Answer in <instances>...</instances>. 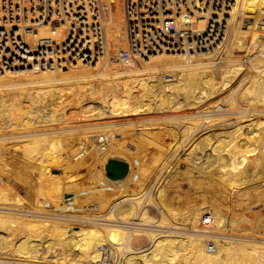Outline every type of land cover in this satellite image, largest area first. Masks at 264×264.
<instances>
[{
    "label": "bare ground",
    "instance_id": "6f19581e",
    "mask_svg": "<svg viewBox=\"0 0 264 264\" xmlns=\"http://www.w3.org/2000/svg\"><path fill=\"white\" fill-rule=\"evenodd\" d=\"M205 1V12L188 22L181 18L177 20L179 27L191 26L193 29L184 45H163L134 66L115 63L116 57L128 48L126 0H100L108 50L104 58L92 65L68 63L53 70L30 69L32 58L28 62L27 58L37 37L51 36L57 42L67 38V26L54 19L42 22L30 15L20 24L12 22L0 29V63L7 65V71L0 72V129L4 125L9 129L17 126L27 129L16 136L19 140L9 134L5 136L4 132L5 138L0 137V152L13 153L9 157L0 155V160H4L1 168L6 173L4 179H0V198L5 201L0 205L4 209H0V220L12 224L35 223L48 228L53 239L51 242L39 239L22 244L3 242L0 250L10 256L3 255L0 259L19 263L36 257L41 264H222L219 260L222 258H215L213 254L220 253L222 248L219 247L226 245L238 246L240 250L254 248L264 256V0H210L208 6ZM117 64L122 66L121 69H110ZM126 71L134 76L124 78ZM116 76L122 77L107 80ZM176 97H179L178 101H175ZM91 109L96 110L93 116L99 119L108 115L122 117L121 128L152 129L148 132L158 143L154 154L157 164L152 168V174L132 177V182L136 179L131 183L134 193H123L114 199L106 197L103 210L93 217L99 221L91 220L92 217L78 218L84 217L80 207L64 202L67 191L64 175L74 167L85 171L96 167L114 171L110 161L116 155L112 154L115 145L120 142L123 147L120 135L114 143L110 129L102 130L105 133H97L98 128L95 132L81 131L84 137L80 143L83 144L72 152L71 143L77 140H70L75 134L71 120L73 129L68 127L69 132L63 131L66 134L38 129L64 120L67 124V119L75 116L69 115L70 110L87 112L88 117ZM179 109H197L202 114L190 118L186 114L192 112L179 117L162 116L164 113L135 118L142 112ZM95 116L90 118L93 120ZM181 118H188V121ZM184 124L188 125L187 129ZM156 125L163 127L159 129ZM115 127L117 131L119 128ZM164 134L166 137L162 138ZM121 150L128 152L124 147ZM132 162L136 164L137 160ZM21 171L27 172V177ZM104 176L98 179L105 185L116 182L106 173ZM73 180L72 177L67 182ZM258 182L261 184L257 193L258 209L253 214L248 206L238 210L243 213L245 228L220 227L225 218L233 223L239 221L236 214L219 213L217 208L225 205L221 203L222 196H227L228 202L238 204L246 194L243 190ZM192 186L196 187L197 197L191 198L192 203L187 211H183L186 213H178L173 208L178 198L175 193L179 191L188 197ZM151 187L153 194L151 197L146 194L148 199L144 203L141 192L145 194ZM85 188V184L78 185L74 194L80 196ZM20 189L32 191L33 205H23L24 200L18 203ZM45 198L54 203L48 207L50 211L41 205ZM9 210L30 214L17 213V216ZM206 214L210 215L207 217ZM57 215L75 216L77 219L70 217L67 222L73 220L77 225L70 226L66 220L64 225L62 220L67 217L57 223V218L62 217ZM204 216L210 217L211 221L208 223ZM51 218L56 220L53 222ZM123 223L137 226H124ZM143 225H149V228ZM155 226L159 228L154 229ZM17 231L14 229L12 233L18 236ZM247 231L251 234L245 233ZM219 234L260 239L252 242L261 244H235L234 240L217 239L222 238ZM213 247L218 251L214 252ZM184 251L188 254L199 252L200 259H189L180 253ZM256 261L264 264V259Z\"/></svg>",
    "mask_w": 264,
    "mask_h": 264
},
{
    "label": "rangeland",
    "instance_id": "374dc122",
    "mask_svg": "<svg viewBox=\"0 0 264 264\" xmlns=\"http://www.w3.org/2000/svg\"><path fill=\"white\" fill-rule=\"evenodd\" d=\"M126 6V5H125ZM125 9H126V7H125ZM124 9V10H125ZM126 12V10L124 11V13ZM125 17H126V13H125ZM105 19V18H104ZM127 19V18H126ZM105 21V20H104ZM127 21V20H126ZM104 24H105V22H104ZM105 26V25H104ZM105 31H106V29H105ZM106 33V32H105ZM107 38V37H106ZM107 41V40H106ZM105 57V55L103 56V58ZM116 62H118V61H115V63ZM117 66V68H115ZM121 65H114V66H111V68L110 69H121ZM127 69V68H126ZM134 75L131 73V72H129V71H126L125 72V75H123V77L124 78H131V77H133ZM120 77H122V76H116V77H109L107 80H115V78H120ZM106 78V77H105ZM177 99V100H176ZM179 100V97H176L175 98V101H178ZM77 106V105H76ZM66 107V106H65ZM179 110H182V111H179ZM178 111L177 110H172V111H154V112H142L141 114H138L139 116H136L135 118H142L143 116H157V115H162V114H164V115H162V116H169V115H178L177 117H179L180 115L182 116V115H185V113H191V114H186L187 116H189V118L190 117H195V116H199V115H201L202 113L200 112V111H197V109L195 110V109H187V110H183V109H179ZM71 111V110H70ZM69 111V115L71 114H73V115H75L74 117H69L67 120V124L64 122V121H66V120H64V121H62V123L60 124L59 122H53V123H51L49 126L48 125H45V126H40L38 129H40L41 130V128H42V131H49V132H56L55 134H58V135H61L62 133L63 134H66L67 132H69L70 131V129L68 128V127H70L71 128V130L73 129V127H72V123H73V125L77 128V131H75L76 130V128L74 127V129L75 130H73V132H75V134L73 135L74 137L72 138V137H70L71 139L70 140H73V139H76L75 141L76 142H73V143H71V145H72V147H70V149H71V151L73 152V151H76V150H78V148H81V145L83 144H81L80 143V139H81V141H82V136H83V132H81V131H84L85 132V130H89V131H87L86 133H88V132H95V129H97V133H101V132H103V133H105L106 131H108L109 129V131L112 133V136L114 137L113 138V140H114V143H117L116 142V137L118 136V135H120V136H118L119 137V140L121 139L122 141V144H123V147H124V149L127 151L128 150V152H124V153H122V146H121V143L119 142L118 143V145H115L116 147H114V148H116V149H114V148H111L112 150L114 149V153H112V154H116V155H114L113 156V159H111V168L114 170V171H112V170H108L107 168H99V167H96V168H94L93 170H91V171H85L84 169H81L80 167H74V168H72V169H70V170H68L66 173H65V175H64V180L67 182V179L69 180V179H72V177H73V181H71V182H65V187H66V189H67V191H65V203H68L69 205L68 206H71V205H78L79 207H80V209H81V212H82V216H84V217H78V218H81V219H86L87 217H88V219L90 218V217H92V218H90L91 220H98L99 221V219H95L96 217V215L97 214H99V213H101V211L103 210V207L106 205L105 203H104V200H105V198L106 197H108V199H114V198H116L117 196H119L120 194H123V193H134V190H133V187L131 186L133 183H134V180H136L135 178H136V176L137 175H139V174H141L142 176H145V175H148V174H152V168L157 164V160H156V158H155V152H156V149H157V146H158V143H157V140H156V138L154 137V136H152L148 131H152V129H143V128H140V127H136V128H134L133 130L132 129H130V128H128L127 126H125V128L124 127H122L121 128V125L123 124L122 122L120 123V120L122 119V117H120V116H110L111 117V119H110V117H109V115L108 116H106V117H104V119L103 118H101V119H99V118H97L95 115V118H93V120H92V118H90V117H94L93 116V114H95V112L94 111H96V110H88V117H89V119H88V117H87V112H84V111H80V110H77L78 112H70ZM89 111H92L91 113H89ZM186 111V112H185ZM190 111V112H189ZM176 112V113H175ZM197 112V113H196ZM154 113V114H153ZM169 113V114H168ZM175 113V114H174ZM84 114V115H83ZM89 114H90V116H89ZM92 114V115H91ZM80 115V117H78ZM81 115H83V116H81ZM142 115V116H141ZM185 115V116H186ZM245 116L247 115H250V114H244ZM84 116H86L87 117V119L89 120H87V119H85L84 118ZM78 117V118H77ZM83 117V119H81ZM108 117V118H107ZM73 118V119H72ZM77 118V120H74V119H76ZM97 118V119H96ZM117 119V120H116ZM186 119V118H185ZM184 118H181L180 120H184L185 122H187L188 121V118H187V120H185ZM71 120V122H69ZM73 120V121H72ZM85 120V121H84ZM108 120V121H107ZM115 120V121H114ZM74 121H75V124H74ZM77 121V122H76ZM80 121V122H79ZM92 121V122H91ZM96 121H97V123H96ZM103 121V122H102ZM114 122V123H112V122ZM69 122V123H68ZM102 122V123H101ZM108 122H109V125H107L108 124ZM111 122V123H110ZM63 123H65L64 125H63ZM88 123V124H87ZM96 123V124H95ZM99 123H101V125L99 124ZM107 123V124H106ZM55 124V125H54ZM58 124V125H57ZM77 124H79L80 125V127H79V125H78V127H77ZM85 124V125H84ZM86 124H87V126H86ZM94 124V125H93ZM98 124V125H97ZM115 124V125H114ZM61 125V126H60ZM63 125V126H62ZM68 125V126H67ZM89 125H91V126H89ZM104 125H107V126H104ZM114 125V126H113ZM185 125V128L187 129L188 128V125L187 124H184ZM55 126V127H54ZM65 126V127H64ZM85 126V127H84ZM93 126H95V128H93ZM113 126V127H112ZM115 126H117V131H116V127ZM123 126V125H122ZM157 126V127H156ZM155 127L156 128H162L163 127V125L161 126V125H156ZM161 126V127H160ZM4 127H5V125H4ZM3 127V129H0V137L2 138H5V136H7V134H9L8 136H11V137H13V136H19L21 133L20 132H23V131H26L27 129H24V127H22V126H17V127H11V129H9V127L7 128V127H5L4 128ZM49 127V128H48ZM52 127H54V128H52ZM59 127H61V128H59ZM67 127V128H66ZM87 127V128H86ZM109 127V128H108ZM155 127H153V128H155ZM8 130H10L9 132H7L6 130L7 129ZM45 128V129H44ZM57 128H58V130H57ZM82 128V129H81ZM89 128H91V129H89ZM99 128H101V129H99ZM112 128V129H111ZM6 129V130H5ZM48 129H50V130H48ZM52 129V130H51ZM61 129V130H60ZM64 129V130H63ZM84 129V130H83ZM93 129V130H92ZM106 129V130H105ZM125 129H127V130H125ZM130 129V130H129ZM5 130V131H4ZM13 130H15V131H13ZM98 130H100V131H98ZM102 130H104V131H102ZM120 130V131H119ZM2 131V132H1ZM58 131V132H57ZM60 131H62V132H60ZM63 131H67V132H63ZM119 131V132H118ZM3 132H4V135H3ZM17 132V133H16ZM60 132V133H59ZM80 132V133H79ZM45 133V132H44ZM115 135H114V134ZM76 134H78V137L77 136H75ZM102 135H104V134H102ZM101 135V136H102ZM123 135V136H122ZM150 136V137H149ZM14 137V138H15ZM84 137V136H83ZM166 136H165V134L164 135H162V138H165ZM0 138V139H1ZM133 138V139H132ZM134 138H135V140H134ZM153 138V139H152ZM16 140H19L17 137L15 138ZM128 140V141H127ZM156 140V141H155ZM74 141V140H73ZM187 141V140H186ZM185 141V142H186ZM81 144V145H80ZM127 146H126V145ZM134 144V145H133ZM142 144V145H141ZM74 145V146H73ZM78 145H80L79 147H78ZM119 146H120V148H119ZM134 146V147H133ZM93 147V146H92ZM92 147H89L90 149L92 148ZM119 148V149H118ZM75 149V150H74ZM134 149V150H133ZM133 150V151H132ZM141 151V152H140ZM17 152V151H16ZM129 152H131V154L129 153ZM5 155V156H13V153L12 152H0V155ZM132 155V156H131ZM15 157L17 156V154H15L14 155ZM133 157H134V160H133ZM137 160V162H136V164H134L132 161H136ZM3 162H4V160H0V179H4V177H5V172L2 170V168H1V166H2V164H3ZM156 163V164H155ZM146 166V167H145ZM138 167V168H137ZM99 168V169H98ZM137 168V169H136ZM142 168V169H141ZM144 168V169H143ZM151 168V169H150ZM101 169V171H99ZM147 169H149V170H147ZM142 170V171H141ZM145 170V171H144ZM109 171H111L112 173H109ZM133 171V172H132ZM21 172H23V171H21ZM85 172V173H84ZM80 173V174H79ZM104 173H106L107 174V176L109 175L113 180H116V182L115 183H112V187L111 186H107V185H105V183H102L101 181H99V179L98 178H100V177H105L104 176ZM120 173V174H119ZM131 173V174H130ZM135 173V174H134ZM137 173V174H136ZM23 174H24V176L25 177H27L26 175H27V172H23ZM76 174V175H75ZM78 174V175H77ZM100 174H102V175H100ZM134 174V175H133ZM82 177H81V176ZM132 175V176H131ZM136 175V176H135ZM69 176V177H68ZM72 176V177H71ZM81 177V178H79V177ZM100 176V177H99ZM135 176V178L133 179V182H132V177H134ZM71 177V178H70ZM129 179H128V178ZM138 177V176H137ZM76 178V179H75ZM127 180H126V179ZM125 179V180H124ZM130 180V181H129ZM73 182V183H72ZM122 183V185H121V183ZM91 183V184H90ZM132 183V184H131ZM157 183V182H156ZM155 183V184H156ZM80 184H85L86 185V188L83 190V192L81 193V195L80 196H76V194H74L75 193V190H74V188H76L78 185H80ZM104 184V185H103ZM121 185V186H119V185ZM130 184V185H129ZM260 184V182H258V183H253V184H251V185H248V187H246L245 188V190H243V191H246V192H243V193H246L245 195H242V196H244L242 199H240V200H238V201H240V202H238V204L237 203H235V204H232V203H230V202H228V198H224L223 196H222V198H223V200H222V198H221V203L222 204H225V205H221L220 207H218L217 209H218V211H219V213H225L226 212V214H228V215H230V216H232L233 214H236V215H238L239 216V221L238 222H235V223H233V222H231V221H229V220H222L221 222H220V227H225V228H227V229H244L245 228V226L247 225V224H245L244 222H245V220H242L243 218V213H240L238 210H239V208H241L242 210H243V206H248V210L250 209L251 210V212H252V214L253 213H255V211L258 209V207H259V200H258V194L257 193H259V190H260V188H261V184ZM126 185H127V187H126ZM257 185H259V186H257ZM109 187V188H108ZM111 187V188H110ZM117 187H118V189H117ZM123 187H125V188H123ZM194 186H192V188L190 189V191H189V193H188V197H186L184 194H181L179 191H177L178 193H179V195H178V193H175V195L176 196H178V198H177V200L176 201H174V202H176V204L173 206V208L178 212V213H186V212H183V211H187V208H188V206H190L189 204L190 203H192V199L193 198H196L197 197V192H195L194 193V191L196 190L195 188H193ZM114 188V189H113ZM89 189V190H88ZM90 189H93V190H90ZM120 189V190H119ZM154 188L153 187H151L149 190H146L145 192V194H144V192H141L142 194H143V197H142V201L145 203L146 202V199H148V195H149V197H151L152 196V192L154 191L153 190ZM74 190V191H73ZM86 190V191H85ZM193 190V191H192ZM30 193H29V192ZM71 191V192H70ZM133 191V192H132ZM140 193V194H141ZM150 193V194H149ZM194 193V194H193ZM18 194L20 195L19 196V198H18V196H17V198L20 200L18 203H20V202H22L23 200H24V203H22L23 205H33V200H34V197H33V194H32V191L31 190H23V189H20L19 191H18ZM146 194H148L147 196H146ZM196 194V195H195ZM249 194V195H248ZM251 194V195H250ZM255 194H257V196L255 195ZM222 195V194H221ZM248 197H247V196ZM25 196V197H24ZM110 196V197H109ZM184 196V197H183ZM21 197V198H20ZM190 197V198H189ZM180 198V199H179ZM192 198V199H191ZM248 198V199H247ZM50 200L49 198H45L44 200H43V203H41V205H42V207L44 208V210H46V211H50L49 209H48V207L50 208V205H53L54 203L53 202H50V201H48V200ZM144 199V200H143ZM22 200V201H21ZM183 200V201H182ZM244 200H248L249 202H251V203H249V202H247V201H244ZM29 201V202H28ZM47 201V202H46ZM189 201V202H188ZM245 202V204H244V202ZM255 201V202H254ZM5 202L3 199H1L0 198V205H2L3 203ZM44 202H45V204H44ZM49 202V203H48ZM71 202H72V204H71ZM241 202H243V203H241ZM259 204H258V203ZM2 203V204H1ZM144 203H142L141 205H143ZM241 203V206L239 205ZM252 203L254 204V205H257V206H254V205H252ZM257 203V204H256ZM183 204V205H182ZM247 204V205H246ZM46 205H48V206H46ZM101 205V206H100ZM240 206V207H239ZM251 206V207H250ZM83 208V209H82ZM1 209V208H0ZM186 209V210H185ZM1 210H4V209H1ZM247 210V211H248ZM249 210V211H250ZM5 211H8V210H5ZM9 211H11V212H13V213H15L14 215H17V213H19L20 215H23L22 213H24V215L27 213V214H30L28 211H17L16 212V210H9ZM250 212V213H251ZM97 213V214H96ZM32 214H34V213H32ZM39 214H43V213H39ZM38 214V215H39ZM46 215L48 214V216L49 215H51L52 217H55L54 216V214H49V213H45ZM88 214H89V216H88ZM93 214H94V216H93ZM211 214V213H210ZM210 214H206L205 216H209ZM19 215V216H20ZM56 215V214H55ZM87 215V216H86ZM212 215V214H211ZM18 216V215H17ZM57 216H59V215H57ZM60 216H62V217H60ZM59 217L60 218H57V220H56V218H51L50 220H52L53 222L55 221V222H57V223H62L61 222V220L60 219H62L63 217H67L66 219H64L63 218V224L65 225V224H70V226H72L73 224H76L77 225V222L75 223V221H73V220H70L69 222H67L68 220L67 219H70V217H71V219H75L76 217L75 216H66V215H60ZM204 216V218L206 219L207 217H205ZM75 217V218H74ZM86 217V218H85ZM93 217H95V218H93ZM210 218V217H209ZM59 219V220H58ZM77 219V218H76ZM64 220H66V222L64 221ZM58 221H60V222H58ZM104 222H106V223H113V221H108V220H103ZM102 221V222H103ZM208 221V220H207ZM70 222H74V223H70ZM13 222H7V221H1L0 220V244L1 243H3V242H6V243H12V242H14L13 244H18V243H20V244H22V242H24V243H29L30 241H35V240H41V241H45V240H48L49 242H51L53 239H52V237L51 236H49L50 235V233H49V229L48 228H46V227H39V226H36V224L35 223H30V224H28V223H25V222H19V223H14V224H12ZM114 223H115V221H114ZM116 223H118V222H116ZM131 223V222H130ZM130 223H126V224H124L123 223V225L124 226H133V227H135V226H137L136 224H130ZM242 223H243V225H242ZM75 225V226H76ZM146 226H148L147 228H149V225H143V227H146ZM244 226V227H243ZM253 226H255V225H253ZM150 228H153L152 226H150ZM155 228H159V227H154V229ZM14 229H17L18 231H17V234H18V236L17 235H15L14 233H12V231L14 230ZM165 229H168V228H165ZM252 231V230H251ZM245 233H248V231L247 232H245ZM249 235L251 234L250 232L248 233ZM219 236H222V238H217V239H219V240H224L225 241V239H226V241L227 240H231V241H233V242H235V244L238 242H240V243H245V244H247V243H249V244H252L253 245V243L254 244H256V243H259V244H261L260 242H252V240H260V239H255V238H249V237H244V236H232V235H227L226 236V234H219ZM225 237V238H224ZM232 238H234V239H232ZM15 239V240H14ZM212 239V238H211ZM214 239V238H213ZM251 240V241H249V240ZM258 245V244H257ZM228 246V247H227ZM233 246H235V245H232V247L230 246V245H226V247L224 246V247H219V248H222V249H220V251L223 253V256L220 254V253H218V252H216L215 254H213L214 252H215V250L217 249V248H215V247H213L214 248V250L211 248V251L213 252H211V254H213V257H219V258H222V259H219V258H217L216 260L218 261V259L221 261V263H222V261H223V263L224 264H226L227 263V261H228V263L227 264H234L235 262H237L238 260H240L239 262H241V264H251L252 262V264H257L256 262V260L257 259H264V258H262V257H264V256H260L261 254H258L256 251H254L252 248H246L245 250H243L244 248H242L241 250H240V247L239 248H237L236 246L235 247H233ZM231 247V248H230ZM218 248V249H219ZM233 248V249H232ZM235 248V249H234ZM237 248V249H236ZM249 249H251L252 251H250ZM225 250V251H224ZM216 251H218V250H216ZM254 251V252H253ZM185 252V251H184ZM184 252H180L182 255H184L185 257H188L189 259L191 258L192 259V257H193V260L195 259V258H198V259H200L199 257H198V255H199V252H193V253H187L188 251H186L185 253ZM233 252V253H232ZM195 253V254H194ZM231 253H232V255H231ZM180 254V255H181ZM217 254H219V255H217ZM225 254V255H224ZM3 255H8L7 253H5L3 250H0V256H3ZM16 256H18L17 254H15ZM181 255V256H182ZM192 255V256H191ZM196 255V256H195ZM227 255V256H226ZM229 255H231V257H234V258H236V259H234L233 260V258H231ZM234 255V256H233ZM8 256H10V255H8ZM222 256V257H221ZM236 256V257H235ZM0 258H2V257H0ZM226 258V259H225ZM230 258H231V260H233V261H230ZM33 259V260H32ZM229 259V260H228ZM238 259V260H237ZM226 260V261H225ZM236 260V261H235ZM198 261V260H197ZM219 261V262H220ZM235 261V262H234ZM231 262H233V263H231ZM239 262H238V264H239ZM243 262H245V263H243ZM251 262V263H250ZM222 263V264H223ZM0 264H41L40 263V261L36 258V257H32L31 258V260L30 261H22V262H19V263H17V262H12V260H3V259H0ZM235 264H237V263H235Z\"/></svg>",
    "mask_w": 264,
    "mask_h": 264
},
{
    "label": "built area",
    "instance_id": "2783aa9c",
    "mask_svg": "<svg viewBox=\"0 0 264 264\" xmlns=\"http://www.w3.org/2000/svg\"><path fill=\"white\" fill-rule=\"evenodd\" d=\"M204 1L126 0L128 48L116 57L117 61L134 66L163 45H184L193 29L179 27L177 20L188 22L205 12ZM209 1H205L207 6ZM30 15L38 17L37 21L54 19L67 26L65 41L40 36L31 44L33 51L27 58V62L32 58L31 70H53L68 63L96 64L108 50L100 0H0L1 30L9 23L26 21ZM52 32H56L55 28ZM6 68L5 62L0 63V72H6Z\"/></svg>",
    "mask_w": 264,
    "mask_h": 264
}]
</instances>
